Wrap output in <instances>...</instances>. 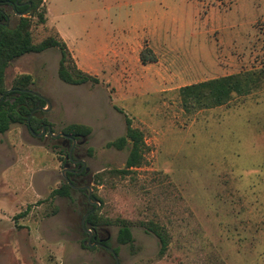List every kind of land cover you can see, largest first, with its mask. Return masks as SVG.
Segmentation results:
<instances>
[{"label":"rangeland","instance_id":"374dc122","mask_svg":"<svg viewBox=\"0 0 264 264\" xmlns=\"http://www.w3.org/2000/svg\"><path fill=\"white\" fill-rule=\"evenodd\" d=\"M44 5L33 43L61 31L73 63L98 82H62L60 52L48 49L13 60L4 88L28 76V89L50 104L39 118L53 134L90 129L78 149L93 177L104 174L85 185L104 222L95 229L109 236L119 264H264V0ZM144 50L156 61L142 64ZM238 74L253 76L250 93L216 108H184L180 88ZM125 116L142 133L143 163L112 175L128 155L108 147L125 134ZM68 150L63 138L36 137L25 125L0 135V264H115L110 252L81 246L86 194L50 198L67 180L80 187L64 168ZM119 219L131 224L135 255L117 243ZM149 220L169 233L162 258L157 238L139 225Z\"/></svg>","mask_w":264,"mask_h":264},{"label":"trees","instance_id":"16d2710c","mask_svg":"<svg viewBox=\"0 0 264 264\" xmlns=\"http://www.w3.org/2000/svg\"><path fill=\"white\" fill-rule=\"evenodd\" d=\"M20 13L23 15L19 16ZM46 20L44 0H0V135L5 134L11 125H25L30 133L32 131L35 134L39 133L43 126H46V122L39 118L42 112H35V109L46 106L45 101L24 91L30 90L28 89L30 80L28 76L20 77L10 90L4 88L5 72L13 60L31 53L38 54L48 49H58L60 60L57 75L62 82L72 86L98 82L97 78L76 67L65 42L58 34L57 38H47L39 44L33 43L32 26L34 24L43 25ZM140 61L145 65L155 62L156 58L150 50H144L140 53ZM254 83L255 80L250 74L229 75L182 87L179 89V95L185 109L193 107L216 108L229 102L233 95L243 96L250 93ZM32 111L34 113L30 116ZM125 124V134L108 144V147L118 151L128 150L124 168L111 171L112 175H129L132 170L141 167L143 163L145 145L142 133L132 127L131 120L126 116ZM33 133L31 134L33 135ZM63 134L72 138L85 139L90 134V129L82 125H68ZM67 155L68 152L66 157ZM103 174L95 176L94 180L97 183L100 182ZM68 176L70 177V175ZM72 190L73 188L66 181L60 188L51 192L50 198H69ZM82 192L87 194L86 191ZM91 199L95 200V197L93 196ZM56 211L57 208L54 207L53 213ZM103 223L96 212L90 213L86 218V227H91V230L102 226ZM114 224L118 226L117 243L125 246L130 254H137L140 247L135 245L131 224L120 219L116 220ZM139 225L145 232L157 238L158 256L162 258L170 244L167 230L153 220L140 222ZM81 246L85 247L84 244ZM114 252L117 254L116 249Z\"/></svg>","mask_w":264,"mask_h":264},{"label":"flooded vegetation","instance_id":"af4514ba","mask_svg":"<svg viewBox=\"0 0 264 264\" xmlns=\"http://www.w3.org/2000/svg\"><path fill=\"white\" fill-rule=\"evenodd\" d=\"M68 139H64L65 142H67L68 155L66 157V161L64 164V168L67 170V175H70L71 180L80 187L86 186L88 182L93 181L94 183V177L91 173H89V168L86 165V162L83 160L84 157H86V153L82 154L80 153L78 147L84 143L85 139L82 138H72L68 135H65ZM72 139H74V143L72 142ZM71 155V156H69ZM85 191V190H81ZM91 209L88 211V213H91L94 210V206L92 204H87ZM93 208V209H92ZM92 237H91V243L93 244H99L97 247H100L106 251H108V242H109V236L103 237L102 233L98 230L93 229L92 230ZM88 239V235H87ZM109 252V251H108Z\"/></svg>","mask_w":264,"mask_h":264},{"label":"water","instance_id":"95a60500","mask_svg":"<svg viewBox=\"0 0 264 264\" xmlns=\"http://www.w3.org/2000/svg\"><path fill=\"white\" fill-rule=\"evenodd\" d=\"M28 5L31 6L30 3H28ZM22 15H23V13H20V14H19V16H22ZM24 91H25V92H28V93H31V94H34V95H36V96L42 98L40 95H38L37 93H35V92H33V91H30V90H24ZM42 99H43V98H42ZM43 100L45 101V104H46L47 108H50V104L48 103V101L45 100V99H43ZM45 111H47L46 108H37V109H35V112H45ZM33 113H34V111L31 112L30 116H31ZM31 133H33V132L31 131ZM45 133H46V134H49L52 138H64V139H68L63 133L53 134V133H52V130H51V128H50L49 126H43L42 129H41V131H40L39 133H37V134L33 133V135L36 136V137H42ZM72 142L74 143V139H72ZM69 156H71V155H69ZM62 175H63V177H65V172H64V171H63ZM67 183H68L69 185H71V187H72L73 189H77V190H85V191L87 192V194H86V198H87V202H88V204H92V205L94 206V210H93L92 212H94V211H96V210L98 209V207H99V203L94 202V201L91 199V188H90L89 186L74 187V186H73L68 180H67ZM92 212H91V213H92ZM89 214H90V213H88L87 215H85V216L82 218V220H81V229H82V230L88 235V239H87V241L84 243V245H86V246L89 247V248H92V247H95V246H97V245H99V244H101V243H99V244H93V243H91V237H92V234H93V233H92V231H90V230H88V229L86 228V218H87V216H88ZM108 251L111 253V255H112V257H113V259H114V261H115V264H119L118 256H117V254H115L114 250L111 249V248H108Z\"/></svg>","mask_w":264,"mask_h":264},{"label":"crops","instance_id":"0c3cea01","mask_svg":"<svg viewBox=\"0 0 264 264\" xmlns=\"http://www.w3.org/2000/svg\"><path fill=\"white\" fill-rule=\"evenodd\" d=\"M57 33H58V35H59V37L65 42V44L66 45H68V39L66 38V36H64L63 34H62V32L61 31H57ZM69 46V45H68Z\"/></svg>","mask_w":264,"mask_h":264}]
</instances>
